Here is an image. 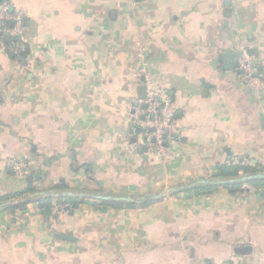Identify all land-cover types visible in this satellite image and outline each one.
Instances as JSON below:
<instances>
[{
	"label": "crops",
	"instance_id": "crops-1",
	"mask_svg": "<svg viewBox=\"0 0 264 264\" xmlns=\"http://www.w3.org/2000/svg\"><path fill=\"white\" fill-rule=\"evenodd\" d=\"M0 1L24 14L22 33L4 34L23 49L0 47V202H27L0 210V264H264L259 193L149 196L224 177L233 155L264 171V86L235 73L243 47L264 82V0ZM148 79L176 108L165 154L132 132ZM18 159L33 168L25 179ZM100 194L151 202L115 208ZM47 197L85 201L43 214Z\"/></svg>",
	"mask_w": 264,
	"mask_h": 264
},
{
	"label": "built area",
	"instance_id": "built-area-1",
	"mask_svg": "<svg viewBox=\"0 0 264 264\" xmlns=\"http://www.w3.org/2000/svg\"><path fill=\"white\" fill-rule=\"evenodd\" d=\"M23 11L11 2L0 1V47H9L14 50H22L21 40L5 42L4 34L12 31L13 34L22 33ZM9 22L13 23L9 29ZM22 38V37H20ZM236 78L244 87L258 93L264 86L261 72L252 56L243 47L237 51ZM145 97L137 100L132 115V132L138 136L142 145L160 154H165L167 142L179 137L177 126L176 108L173 98L167 89H157L151 80L144 82ZM227 165L257 166V162L238 155L231 156ZM33 168L28 162L18 159L12 166V173L16 178H26L31 175ZM244 192H257L259 188L249 182L242 185ZM69 203L55 204L52 213L60 214L69 212ZM235 264H247L238 260Z\"/></svg>",
	"mask_w": 264,
	"mask_h": 264
},
{
	"label": "trees",
	"instance_id": "trees-1",
	"mask_svg": "<svg viewBox=\"0 0 264 264\" xmlns=\"http://www.w3.org/2000/svg\"><path fill=\"white\" fill-rule=\"evenodd\" d=\"M240 171H245V172H250V171H263V167L261 164L257 163V166H240V165H235V166H231V165H227L225 163L224 166L221 167V176L224 177H229V176H235L236 174H238ZM27 178V177H26ZM21 179H25V178H21ZM249 183L253 184L254 186L259 188L258 193L264 197V180H253V181H249ZM242 185L243 183H233V184H222V185H209V186H201V187H197V188H192L189 189L188 191H195V192H199V191H203V190H212L214 188H218V187H224L232 192H239L242 191ZM85 199L84 198H76V199H62V198H58L57 199V203H69L71 205L69 212L74 209L77 205H79L80 203L84 202ZM39 205H40V210L41 213L43 214H49L52 211L53 208V198L52 197H47V198H41L38 199ZM151 201H145L142 203H120V202H115V201H104V200H97L96 203L99 205H108V206H112L115 208H122V207H137V205H145L150 203ZM27 202H23V203H19L13 206H9L7 209L16 211V210H24L25 206H26Z\"/></svg>",
	"mask_w": 264,
	"mask_h": 264
},
{
	"label": "water",
	"instance_id": "water-1",
	"mask_svg": "<svg viewBox=\"0 0 264 264\" xmlns=\"http://www.w3.org/2000/svg\"><path fill=\"white\" fill-rule=\"evenodd\" d=\"M230 9V8H228ZM230 12V10H229ZM225 16L227 18H229L230 14H225ZM229 57V54H228ZM227 57V58H228ZM142 91L144 92L146 89L143 86ZM142 98L145 97V93L141 95ZM39 177V176H37ZM30 180H33V177L30 176L29 177ZM253 180H264V171H255V172H249L247 174H243V175H236V176H231V177H221V178H214V179H201L192 183H187V184H183V185H179V186H174L171 188H167L161 192H158L156 194H150L149 196L152 199H160V198H164L167 197L173 193L176 192H182L184 190L187 189H192V188H197L200 186H209V185H222V184H233V183H244V182H249V181H253ZM38 195H45L48 196V192L44 191V192H35L32 194V196H38ZM69 195H74L72 193H70ZM96 199L99 200H104V201H117V202H137V201H141V197L135 198L133 196L130 195H120V196H111V195H104V194H100V195H96L93 196ZM14 204L13 201L11 200H5L0 202V210L4 209L7 206H10Z\"/></svg>",
	"mask_w": 264,
	"mask_h": 264
},
{
	"label": "rangeland",
	"instance_id": "rangeland-1",
	"mask_svg": "<svg viewBox=\"0 0 264 264\" xmlns=\"http://www.w3.org/2000/svg\"><path fill=\"white\" fill-rule=\"evenodd\" d=\"M250 172H255V171H250ZM247 173H249V172H245V171H241V172H239L238 174H236V175H243V174H247ZM235 175V176H236ZM153 191H159V189L158 190H153Z\"/></svg>",
	"mask_w": 264,
	"mask_h": 264
}]
</instances>
